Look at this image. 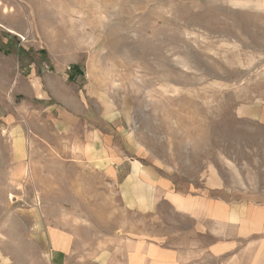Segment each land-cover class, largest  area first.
I'll return each instance as SVG.
<instances>
[{
  "label": "rangeland",
  "instance_id": "obj_1",
  "mask_svg": "<svg viewBox=\"0 0 264 264\" xmlns=\"http://www.w3.org/2000/svg\"><path fill=\"white\" fill-rule=\"evenodd\" d=\"M11 1L0 264H97L77 242L113 226L264 264V0ZM20 15L30 36L2 26Z\"/></svg>",
  "mask_w": 264,
  "mask_h": 264
},
{
  "label": "crops",
  "instance_id": "obj_2",
  "mask_svg": "<svg viewBox=\"0 0 264 264\" xmlns=\"http://www.w3.org/2000/svg\"><path fill=\"white\" fill-rule=\"evenodd\" d=\"M6 2L7 5L12 4L11 0H6ZM15 2H16L15 6L19 8L20 6L18 1ZM0 5L4 6V4H0ZM16 13L20 14V11L16 10ZM0 14H2L1 6H0ZM25 17L22 18L20 15V17L18 18V22L12 21L10 24L2 25V26H4L6 29L11 30L14 33L25 34L26 36H30V31L33 28V25L29 22L28 18H26L27 20H25ZM3 22L5 21L3 20ZM3 43L4 44L8 43L10 46H13L12 45L13 40L11 36L0 32V44ZM69 46L76 47L78 45L76 43L71 44L70 42H67V40L64 39L62 42V47L68 48ZM17 131L18 130L16 129L12 130V134ZM17 137L18 139L20 138L19 136ZM104 178L110 180V179H115V176L108 174ZM113 182L114 181L112 180L111 183ZM144 188H146L147 191L148 188L150 189L151 187L145 184ZM123 193H125V191ZM124 196L126 195L124 194ZM138 196L139 195H136L137 198ZM141 197H144V195H142ZM141 202H145V201H141ZM173 203L175 204V206H177V208L180 209V206H178L177 203L175 202ZM193 229H195L194 224H193ZM188 231H190V229ZM95 234L96 233H94V235ZM66 237L67 240L71 238L68 234H66ZM170 237L173 240V234L171 236H169V234H161L153 237L152 235L148 234L147 229L141 230L140 226L138 230L132 227L121 228V227L113 226L107 230L106 241L101 240L98 237L94 238L92 236V238L90 239L87 238L81 243L77 242V245L93 246L98 248L93 253L88 255L84 254L81 257V258H96L97 264H190L195 262L196 258L189 254L190 249L194 251L196 247L194 239L192 244H187V245L180 244L178 241H176L174 244L165 242ZM85 241L87 243H85ZM105 247H107V249H104ZM76 258H80V256L77 255ZM235 259L236 258H229V260L233 262H235ZM2 261L3 264H7V261L5 259H2Z\"/></svg>",
  "mask_w": 264,
  "mask_h": 264
},
{
  "label": "bare ground",
  "instance_id": "obj_3",
  "mask_svg": "<svg viewBox=\"0 0 264 264\" xmlns=\"http://www.w3.org/2000/svg\"><path fill=\"white\" fill-rule=\"evenodd\" d=\"M12 150L13 153L17 156L18 154H21L22 151V144L20 142V140L18 138H15L12 141ZM29 165V164H28ZM27 166V165H26ZM28 170V169H27ZM10 198H12V196L10 195ZM172 201L177 203L178 206H181V201H179V199L177 197H172ZM56 245V244H55ZM146 245V244H145ZM151 250V249H150Z\"/></svg>",
  "mask_w": 264,
  "mask_h": 264
}]
</instances>
